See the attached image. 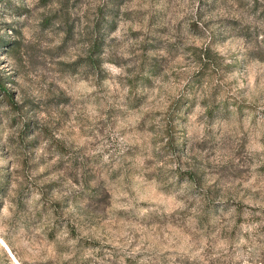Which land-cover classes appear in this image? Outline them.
<instances>
[{
	"label": "rangeland",
	"instance_id": "1",
	"mask_svg": "<svg viewBox=\"0 0 264 264\" xmlns=\"http://www.w3.org/2000/svg\"><path fill=\"white\" fill-rule=\"evenodd\" d=\"M0 79V264H264V0H0Z\"/></svg>",
	"mask_w": 264,
	"mask_h": 264
},
{
	"label": "trees",
	"instance_id": "2",
	"mask_svg": "<svg viewBox=\"0 0 264 264\" xmlns=\"http://www.w3.org/2000/svg\"><path fill=\"white\" fill-rule=\"evenodd\" d=\"M97 39L93 38L90 42V47L85 53V60L86 62L90 63L92 66L97 64L98 62V41ZM189 50L191 54L194 56L195 60L197 61V66L199 70H202L204 68H215L218 65H220V55L219 53L214 50L213 48L209 47L208 45H195L190 44ZM0 93L4 97V99L9 104H14V102L10 99V96L8 92L2 87V82L0 79ZM189 98L188 96L182 92L177 94L173 99L170 100V102L167 105V108H165L164 111V133L166 135V141L165 144L169 148H174L175 142H174V134L173 131L175 129L174 123L172 122V116L175 114V110L180 107L181 103H184ZM242 101H235L234 102V108L240 110ZM212 108V105L205 106V111L207 113H210ZM179 172V169H175V173ZM1 182V180H0Z\"/></svg>",
	"mask_w": 264,
	"mask_h": 264
},
{
	"label": "bare ground",
	"instance_id": "3",
	"mask_svg": "<svg viewBox=\"0 0 264 264\" xmlns=\"http://www.w3.org/2000/svg\"><path fill=\"white\" fill-rule=\"evenodd\" d=\"M6 247V246H5ZM11 255V254H10Z\"/></svg>",
	"mask_w": 264,
	"mask_h": 264
}]
</instances>
